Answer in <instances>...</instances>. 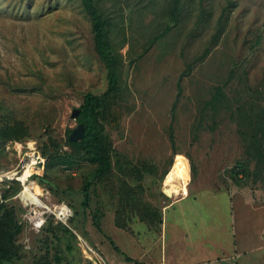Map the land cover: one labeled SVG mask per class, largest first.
Masks as SVG:
<instances>
[{
	"label": "rangeland",
	"instance_id": "374dc122",
	"mask_svg": "<svg viewBox=\"0 0 264 264\" xmlns=\"http://www.w3.org/2000/svg\"><path fill=\"white\" fill-rule=\"evenodd\" d=\"M170 1L100 0V8L115 24L111 38L117 45L124 38L125 45L120 50L114 116L105 126L112 143L113 170L103 183L91 184L86 202L84 182L92 169L87 163L50 171L55 192L35 177H42L45 168L40 149L44 135L51 132L63 144L62 151L69 152L64 143L78 125L71 119L72 112L81 107L85 93L107 89L106 70L94 51L89 18L79 0H0V104L29 128L28 138L8 142L0 152V198L4 181L19 182L21 191L19 179L30 170L28 179L40 187V199L47 208L24 204L18 194L12 198L22 209L23 224L22 252L15 264H33L34 257L44 254L48 221L53 227L66 226L75 236L71 252L65 240H51L50 258L55 254L63 258L58 264H103L102 260L109 264L103 255V249L111 248L106 237L123 253L138 257L139 244L112 224L120 181L136 188L141 201L162 213L164 206L177 199L163 192L164 178L177 157L187 165V191L190 187L197 192L210 182L221 188L232 181L230 171L237 162L253 170L237 116L228 111L213 116L204 111V104L219 86L232 110L237 103L251 102L247 87L264 92V0H182L177 22L167 20ZM167 25L171 29L166 31ZM206 49L207 56L199 59ZM231 71L233 81L225 87ZM177 87L181 89L178 98ZM257 104L264 107V99ZM32 155L43 160L34 175L26 168ZM245 184L254 200L264 202L261 184ZM199 193L171 213H188L190 231L218 243L223 233L218 235L215 227L226 220L218 219L219 209ZM64 206L71 217L60 222L56 216ZM143 229L149 231L135 221L124 231ZM259 231L253 232L255 241L256 236L264 240ZM240 233L237 229V238ZM148 237L141 235V247L149 245ZM85 244L99 257L88 255ZM155 251L156 246L143 258L145 264H155ZM237 264H264V248L241 256Z\"/></svg>",
	"mask_w": 264,
	"mask_h": 264
},
{
	"label": "trees",
	"instance_id": "16d2710c",
	"mask_svg": "<svg viewBox=\"0 0 264 264\" xmlns=\"http://www.w3.org/2000/svg\"><path fill=\"white\" fill-rule=\"evenodd\" d=\"M79 1L83 12L90 21L94 51L106 70L107 89L100 94L87 92L83 95L76 121L78 124L84 125L85 135L79 142H70L68 137L66 138L64 145L69 148V152L62 151L63 144L59 143L51 132L48 131L44 135L40 149L41 155L46 159L45 168L43 176L35 177V179L41 185L48 187L50 191L55 192V184L49 179L50 171L62 167L70 169L74 164L87 163L92 168L89 176L85 179L83 188L84 200L87 202L91 184L104 182L110 177L113 170L112 143L106 133L105 126L112 122V116H114L112 111L115 107L114 98L119 93V69L122 62L120 50L125 45V39L123 38L118 45L114 43L111 36L115 24L100 8V0ZM170 2L172 3L167 13V20L177 22L181 13L182 0H171ZM170 29L171 26L167 25L166 31ZM159 38L161 35L154 39ZM208 52L209 49H206L199 59L205 58ZM233 76L234 73L231 71L223 84L225 87L232 83ZM177 89L178 98L181 89L180 87ZM247 89L251 93V102L237 103L235 109L232 110L230 100L222 86L216 87L213 95L204 104V111L211 112L213 116L223 111L230 112L232 117L237 116L238 127L241 129L239 134L245 145V153L248 159L254 162V168L250 170L246 163L237 162L230 171L232 182L239 183L242 187L246 185V182H250L252 185L261 184L264 192V107L257 104L258 101L264 99V92L262 93L258 89L250 90L248 87ZM262 89L264 91V87ZM28 136V126L13 117L9 108L0 104V152H4V146L8 142H21ZM171 145L174 146L173 139H171ZM120 184L122 187L116 194L115 227L126 230L137 221L144 224L150 232L160 233L161 210L141 201L137 189L127 182L120 181ZM2 187L4 191L0 198V264H15L20 259L22 252L19 237L23 231V224L20 221L22 209L17 207L16 201H13L12 198L18 194L21 186L19 182L12 180L4 181ZM85 201L83 202L84 206L88 204ZM44 233L46 234L42 242L44 254L34 257L33 264H53L52 259L55 264H58L63 258L58 254L50 258L51 240L54 239L57 243L65 240L66 250L71 252L73 249L71 243L75 240V236L66 226L53 227L50 221L46 223ZM99 233L102 234L101 231ZM111 245L115 251L119 252L113 243ZM124 258L131 261L127 257Z\"/></svg>",
	"mask_w": 264,
	"mask_h": 264
},
{
	"label": "crops",
	"instance_id": "0c3cea01",
	"mask_svg": "<svg viewBox=\"0 0 264 264\" xmlns=\"http://www.w3.org/2000/svg\"><path fill=\"white\" fill-rule=\"evenodd\" d=\"M209 184L207 187L200 186L197 192L204 194L202 197L219 209L216 213L219 216L218 219L226 220L225 223L215 227L218 235L223 233V236L218 238V243L197 237L194 234L195 230L192 233L186 224L187 219L190 218L188 213H171L181 202L196 195L197 192L189 187L186 196L177 198L162 208V224L158 234L145 232L144 229L136 230L134 233L133 231L125 232L115 227L113 222L118 232L122 231L125 235L132 236L136 244H139L138 249L141 252L135 258L128 256L115 246L119 250L117 252L109 242V238L105 236L111 245L110 249H103L106 261L109 264H145L143 258L151 254L156 246L155 264H237L241 256L262 250L264 240L256 236L257 241H255L253 232L256 231L257 235L259 229V233H264V202L254 200L248 188L242 187L239 183L228 181L221 188L215 186V183ZM222 206H224L223 211H221ZM257 225L259 228L256 227ZM237 229L241 232L239 238H237ZM141 235L146 239L149 238L148 236L151 238L149 245H145V248L141 247L142 240H139ZM124 257L131 261H127ZM151 260H154L153 257Z\"/></svg>",
	"mask_w": 264,
	"mask_h": 264
},
{
	"label": "bare ground",
	"instance_id": "6f19581e",
	"mask_svg": "<svg viewBox=\"0 0 264 264\" xmlns=\"http://www.w3.org/2000/svg\"><path fill=\"white\" fill-rule=\"evenodd\" d=\"M30 170H26L20 177L19 181L22 183V190L18 193L17 199L20 202L29 206H34L40 209H46L44 203L41 201V189L34 182L29 181ZM187 165L181 157L175 158L172 169L164 178L163 190L168 196L176 197L187 193L186 184L188 181ZM39 226V222L36 227Z\"/></svg>",
	"mask_w": 264,
	"mask_h": 264
},
{
	"label": "built area",
	"instance_id": "2783aa9c",
	"mask_svg": "<svg viewBox=\"0 0 264 264\" xmlns=\"http://www.w3.org/2000/svg\"><path fill=\"white\" fill-rule=\"evenodd\" d=\"M31 158V162L30 163H28V164H26V168H27V166L28 167H30L32 170H33V175L35 174V169L36 168H38V166L39 165H41V164H43V160H41L40 158H35V156L34 155H32V157H30ZM26 170V169H25ZM37 173V172H36ZM33 175H31L30 176V178L33 176ZM187 195V193L186 194H184L183 196H186ZM46 210H47V208H46ZM57 219L60 221V222H66L70 217H71V213H70V210L66 207V206H64V207H60V209H59V211L57 212ZM39 225H40V223H39ZM39 227V226H38ZM84 250H85V252L89 255V254H92V255H95L96 256V258L97 257H99V255H97L96 253H95V251L93 250V249H91L87 244H85V247H84ZM88 258V257H87ZM100 259H101V257H100ZM89 260H91L90 258H89ZM102 262H103V264H105V262H104V260H102Z\"/></svg>",
	"mask_w": 264,
	"mask_h": 264
},
{
	"label": "water",
	"instance_id": "95a60500",
	"mask_svg": "<svg viewBox=\"0 0 264 264\" xmlns=\"http://www.w3.org/2000/svg\"><path fill=\"white\" fill-rule=\"evenodd\" d=\"M78 115H79V109H75L72 112L71 119L76 121L78 118ZM84 135H85L84 125L78 124L77 127L71 131L70 135L68 136V140L70 142H79V141L83 140ZM163 192H164V190H163ZM164 194H165V192H164Z\"/></svg>",
	"mask_w": 264,
	"mask_h": 264
}]
</instances>
